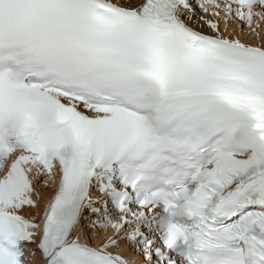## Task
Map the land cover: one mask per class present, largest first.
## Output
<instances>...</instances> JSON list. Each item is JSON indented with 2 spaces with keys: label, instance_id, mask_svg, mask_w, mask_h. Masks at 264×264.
<instances>
[{
  "label": "snow or ice",
  "instance_id": "obj_1",
  "mask_svg": "<svg viewBox=\"0 0 264 264\" xmlns=\"http://www.w3.org/2000/svg\"><path fill=\"white\" fill-rule=\"evenodd\" d=\"M0 264H264V0H0Z\"/></svg>",
  "mask_w": 264,
  "mask_h": 264
}]
</instances>
